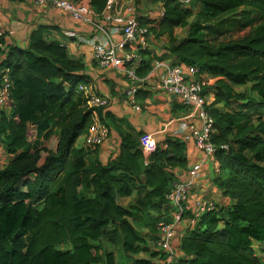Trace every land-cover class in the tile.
Listing matches in <instances>:
<instances>
[{
    "label": "trees",
    "instance_id": "trees-1",
    "mask_svg": "<svg viewBox=\"0 0 264 264\" xmlns=\"http://www.w3.org/2000/svg\"><path fill=\"white\" fill-rule=\"evenodd\" d=\"M89 1L104 12L107 0ZM196 3L197 11L165 0L163 17L139 18L154 45L189 28L170 53L175 64L197 68L207 78L204 95H214L207 108L219 165L214 182L227 200L186 230L180 264H264V0ZM58 30L41 26L28 49L1 51L12 89L0 108V137L12 159L0 169V264H117V251L130 264H155L157 224L171 221L165 196L177 181L173 170L187 169L186 144L166 140L146 165L141 135L122 131L100 109L121 141L106 163L92 159L98 150L84 148L91 118L79 92L92 79L84 62L51 38ZM143 55L141 79L155 59ZM127 199L133 204L123 205ZM61 229L68 250L59 249Z\"/></svg>",
    "mask_w": 264,
    "mask_h": 264
},
{
    "label": "built area",
    "instance_id": "built-area-1",
    "mask_svg": "<svg viewBox=\"0 0 264 264\" xmlns=\"http://www.w3.org/2000/svg\"><path fill=\"white\" fill-rule=\"evenodd\" d=\"M197 0H177L183 8H191ZM46 10H59L71 16L79 23L91 25L95 34L90 39L93 48V59L102 70H120L131 81L139 85H147L152 91H163L179 98L188 110V115L179 125V139L186 144L187 153L194 147L200 158L191 164L183 181H176L166 194V200L171 204V221H160L157 224V242L153 246L161 255L155 264H180L182 253L177 245V239L183 237L181 228L192 229L203 217L213 212L217 202L206 195H197L195 186L202 177L205 165L215 159L216 146L213 143L214 119L209 114L208 101L204 88L208 85L206 77L199 70L182 64L156 60L151 72L146 78H139L137 69L144 60L143 52L150 46L149 30L141 27L136 11L140 0H128L123 4L118 0H107L106 8L97 14L86 1L73 0H21ZM165 15L164 6L159 9L158 17ZM4 31L0 27V108L5 102L7 93L12 89L9 70L2 66L1 51L5 45L2 42ZM86 39H82L85 41ZM88 74V73H86ZM210 83V82H209ZM79 92L86 100V108L90 111L91 124L84 139V148L88 151L98 150L111 135L110 127L101 119L99 110L104 111L111 106V100L100 94L91 80L82 83ZM136 89L131 94L130 104H135ZM145 164H149L150 156L160 146L154 134H143L139 138ZM167 146L164 145V148ZM226 150L227 146L222 147ZM184 232V233H185Z\"/></svg>",
    "mask_w": 264,
    "mask_h": 264
},
{
    "label": "crops",
    "instance_id": "crops-1",
    "mask_svg": "<svg viewBox=\"0 0 264 264\" xmlns=\"http://www.w3.org/2000/svg\"><path fill=\"white\" fill-rule=\"evenodd\" d=\"M82 1L90 3L89 0ZM164 1L152 0L151 5H147L141 15L151 19L157 18L156 11L164 6ZM140 4L141 2L138 6ZM197 10L199 6L195 8V11ZM41 26H53L59 29L57 32H52L51 38L66 46L70 58L84 62L86 73L91 77L100 94L111 100V106L106 109V112L113 114L115 123L122 131L135 136L154 134L162 147L168 139H179L180 122L188 115V110L181 100L163 91L154 92L147 85L136 84L120 70L100 69L93 59L90 39L95 32L91 25L76 22L70 15L59 10L42 9L31 3H23L21 0H0V27L4 31L2 42L5 46L12 45L28 49L32 32ZM188 35V27H177L174 29L172 38L169 35L163 36L158 45L151 43L147 52L155 57L154 61L163 60L174 63L176 59L170 53V48L183 41ZM82 39L86 40L82 41ZM209 85L213 86L214 80H210ZM133 89H136L134 99L138 109L130 104L132 99L130 92ZM206 99L210 104L214 99L213 93L207 94ZM120 141L116 129H111L110 138L97 153L91 155V158L106 163L111 155L118 151ZM187 156L188 169L201 155L194 147H190ZM187 169L173 170L176 180L183 181L186 178ZM218 173L219 165L210 161L204 166L202 177L197 182L194 192L200 196H209L217 203L227 200L215 185L214 180ZM123 201H126L129 206L133 204L130 199ZM181 232L183 235L185 227L181 228ZM180 239L181 237L177 239L178 246Z\"/></svg>",
    "mask_w": 264,
    "mask_h": 264
},
{
    "label": "rangeland",
    "instance_id": "rangeland-1",
    "mask_svg": "<svg viewBox=\"0 0 264 264\" xmlns=\"http://www.w3.org/2000/svg\"><path fill=\"white\" fill-rule=\"evenodd\" d=\"M118 1H119V3L123 4L125 1H128V0H118ZM151 1L152 0H140L141 4L139 6L136 5V11L138 12V15H141V13H143V9L145 7H147V5H151ZM196 7H198V3H196L195 5H193V8H196ZM158 12H159V10L156 11V14H158ZM150 14H152V13H150ZM238 90L239 91L240 90H243V88L242 89L238 88ZM234 108H236V109H245V106H244V104H243V106L236 105V106H234ZM256 113H258V111H254V114H256ZM107 123H108L109 127L111 129H113V125L110 124L109 122H107ZM4 141L0 137V169H4L5 167H7L8 164L11 162V159H12V157L6 151H4L3 148H2V143ZM81 143H82V140L80 139L78 141V143H77L78 146H80ZM122 203H123V205H127V202L126 201H122ZM127 206H129V204ZM62 233H63V236H64V244H62L59 247V249L68 250V249H70V245L67 242V240H68L67 239V236H66V234H65V232L63 230H62ZM145 233H147V232L145 231ZM23 240H24L25 243H29L30 242V236L28 234H25L24 233L23 234ZM117 264H130V262H128V260H125L123 258V256L117 251Z\"/></svg>",
    "mask_w": 264,
    "mask_h": 264
}]
</instances>
